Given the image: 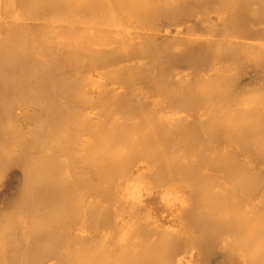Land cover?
Listing matches in <instances>:
<instances>
[{
    "label": "bare ground",
    "instance_id": "bare-ground-1",
    "mask_svg": "<svg viewBox=\"0 0 264 264\" xmlns=\"http://www.w3.org/2000/svg\"><path fill=\"white\" fill-rule=\"evenodd\" d=\"M0 264H264V0H0Z\"/></svg>",
    "mask_w": 264,
    "mask_h": 264
}]
</instances>
